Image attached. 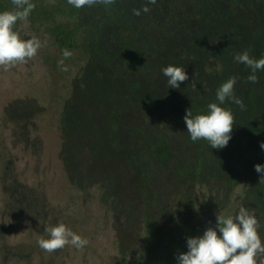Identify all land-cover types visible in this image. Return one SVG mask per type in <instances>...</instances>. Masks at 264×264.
<instances>
[{
	"label": "rangeland",
	"instance_id": "rangeland-1",
	"mask_svg": "<svg viewBox=\"0 0 264 264\" xmlns=\"http://www.w3.org/2000/svg\"><path fill=\"white\" fill-rule=\"evenodd\" d=\"M176 1L187 4L183 18L170 7ZM125 2L131 10L147 4ZM147 6L150 12L140 15L163 16L167 7L170 12L171 35L158 61L162 68H185L189 79L179 89L169 88L164 75L136 85L111 82L84 63L63 79L44 59L46 40L26 22L19 25L22 39L35 36L44 46L27 64L0 68V264L133 261L142 247L143 196L130 156L142 142L141 128L152 140L164 135L186 161L201 151L203 175L219 181L209 183L215 189L202 208L200 235L215 228L227 199L223 183L233 178L236 196L244 195L241 206L255 209L264 242V184L254 168L264 164V70L256 72L258 82H249L251 70L233 58L245 50L256 59L264 56V0H157ZM232 76L246 109L229 100L220 105L235 119L231 139L222 149L203 139L193 142L185 110L206 113L210 102L218 103L216 89ZM148 158L158 207L168 209L172 180L156 155ZM59 223L88 244L41 249L37 241L47 238L45 227Z\"/></svg>",
	"mask_w": 264,
	"mask_h": 264
},
{
	"label": "trees",
	"instance_id": "trees-1",
	"mask_svg": "<svg viewBox=\"0 0 264 264\" xmlns=\"http://www.w3.org/2000/svg\"><path fill=\"white\" fill-rule=\"evenodd\" d=\"M125 1L77 9L67 0H31L35 8L26 23L30 30L46 40L49 52L44 59L53 75L67 79L73 66L77 68L84 63L102 70L111 82L136 85L165 78L158 60L171 35L168 7L163 16L135 17ZM186 6L184 1L170 4L179 18L184 17ZM6 10H13L11 0H0V11ZM22 22L25 21L17 22L15 30ZM64 49L72 52L71 57L64 59L67 71H62L58 64L63 59ZM140 133L143 139L134 146L130 163L143 196L142 247L133 261L124 259L119 264H177L176 256L187 251L186 238L201 233L202 208L210 204L208 196L215 189L209 183L219 181L203 175L201 151L193 154L195 160L186 161L182 153L176 154L181 150L172 146L164 135L152 140L142 128ZM152 153L159 158L172 180L174 202L164 210L158 207L149 175L148 156ZM230 179V183H223L227 199L221 205L219 215L233 216L244 201V195L236 196L237 183Z\"/></svg>",
	"mask_w": 264,
	"mask_h": 264
},
{
	"label": "clouds",
	"instance_id": "clouds-1",
	"mask_svg": "<svg viewBox=\"0 0 264 264\" xmlns=\"http://www.w3.org/2000/svg\"><path fill=\"white\" fill-rule=\"evenodd\" d=\"M69 5L80 9L94 5H112L115 0H67ZM157 0H147L141 9H132L133 15L139 16L141 11L150 12L148 4L155 5ZM13 10L0 11V68L8 71L18 64H27L44 46L41 41L32 36L22 39L15 30L18 21H27L35 4L31 0H11ZM63 59L58 64L62 71H67L64 59L72 56L68 49L62 51ZM234 61L244 64L251 70L247 80L258 82L257 71L264 70V56L259 59L251 57L247 50L235 53ZM167 77L169 88L179 89L180 84L187 81L189 76L185 68L168 65L162 68ZM237 78L232 76L216 89V101L207 105L206 113L193 114L190 108L185 110L183 117L187 132L193 142L206 140L211 148L222 149L231 139L233 124L235 123L231 109L221 107L226 100L236 104L242 111L246 109L243 100L234 93ZM264 149V142L260 143ZM260 174L259 183L264 184V164L254 165ZM260 223L256 218L255 209L241 206L235 216L217 215L216 227H207L203 235L186 238V252L176 256L177 264H264V242L258 229ZM218 230V231H217ZM47 238L41 236L38 246L49 252L63 249L67 245L83 248L88 244L87 239L74 233L65 224L46 226ZM219 233V234H218Z\"/></svg>",
	"mask_w": 264,
	"mask_h": 264
}]
</instances>
